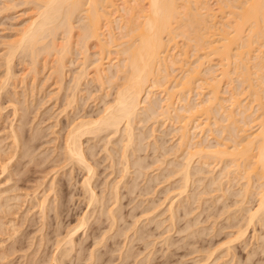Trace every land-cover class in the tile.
Instances as JSON below:
<instances>
[{
  "label": "bare ground",
  "instance_id": "obj_1",
  "mask_svg": "<svg viewBox=\"0 0 264 264\" xmlns=\"http://www.w3.org/2000/svg\"><path fill=\"white\" fill-rule=\"evenodd\" d=\"M31 1L37 7L36 14H35L36 16H34L27 23V25L23 27V29L20 31V33L15 36V39L12 38L13 40L10 39L11 41L9 40V42H7L8 41L7 40L6 41L7 43H4L7 45V46H5V49L8 48V51L5 50V51H7L5 57L2 58V60H4V58H5V60H4L5 61L4 62L5 67L4 68H5V72H6V75H5L6 77L3 74L5 79H4V77L3 78L0 77L1 80L7 79L9 81L12 78V76L14 75V74H12V70H14L13 71L14 73L16 72L15 69H12L13 67H11V65H12L11 62H13L12 61L13 56L14 55L17 56V54H16L17 52L19 54V57H21L20 59H22V57L24 58L25 56L28 57V59H29L27 62L28 66H26V67H29L33 71V73L36 72L34 75H36L38 73L37 69L39 68L38 66H37L38 68L36 67V63L39 60L40 55H43L42 58H45L44 61H46L48 63V66L50 67L49 76L52 78L51 80L54 81V82L53 81L52 82L54 84L55 83L58 84V86L56 87L59 89L58 92H57V89H54V92H55V90L57 92V93H55L56 96L59 94L61 89L64 88L65 91L68 90L64 94L65 97L62 98V99H64V101L61 100L62 104H63V106L61 105V107H62V109H61L62 111L60 110L61 113H63L64 110L67 113L66 110L69 107L70 110L73 108L74 112H77L76 115L83 111V110H80L81 112H79V109L76 111V109L78 108L77 106H80L78 103V100H77V98L79 97V96H77V91H79V90L82 91V89H80V87L84 83L83 81H85V79H87L89 74H91L89 76L91 79L90 78L89 79L97 83L96 86H98V88H96V90L102 89L101 91H103L104 88H108V87L113 88L112 92L108 89H107V91H106V89H104L105 91L103 93L98 90L100 92V94L102 93L104 95L100 96L101 97L100 100L102 102V105L100 108L98 107V110H96L97 111L96 113L94 112L95 113L94 115H92V112H91L93 109L91 111H89L90 114L86 111L88 114L82 113L80 115L78 114L77 116H75L74 115L75 113L73 112L74 114L70 115V116H73V118L71 120L69 118V121H66L67 119L65 120L66 123L67 122L68 123L65 126L66 130H65L64 134H62L61 135L62 137L60 138V139H62V140H60V141H62V143H61V145H59L61 151L60 152L58 151V156L61 155L60 159L62 162H60L61 164L59 163L60 164L59 167L65 168V166H66L65 169H67V167H70V169H68V173H70V176L73 174L72 171L74 169L76 171V168H77V172L79 171L78 168L79 169L81 168L80 171L82 169L85 170L84 174H86V173L87 174L84 175V178L82 176L81 182H78V183L82 184V187H83L82 190L85 191L86 197H88L86 201H88V204H90V207H91V203L94 206L97 204V203L95 204V202H97V201L100 202L101 200H99L98 192L96 191V193H97L96 194L94 191L95 187L93 189L94 185H92V182L94 180H91L93 178L92 176L94 175L93 173H95V171L97 170V169L96 170L94 169L96 164L94 167L92 164L93 161L95 162V158H94V160H92V162H91V159H92V157H95L94 156V154H95L94 153V149H95L94 146H96L97 144L96 145H94V144L97 143L96 141L98 138L96 139L94 144L92 142L88 143V142H90L89 139H91L92 137L96 138L98 136L100 139V135L102 132L105 133L104 135H107L106 133H109V135H112L114 137V136H116V133L120 131L122 136L120 134L121 137L119 139L118 138L119 136L117 133V136H118L117 138L119 140L116 138L117 142H114L117 144L121 143V144H118L119 145L118 146L119 147L118 152H119V157L121 159V161L119 163L122 164V162H123L124 166H122L123 168L119 169V173L121 170V172L123 174H119V175L126 174L128 172L129 167L133 166V165L135 166V169H136L135 170L133 168V171L135 170L134 174H135V172L138 171L139 173H137V174H139V175L143 174L144 175V173H142L144 171V168L148 165L150 167V164L148 163V165H147L148 161L146 162V164H144V162L142 160L144 156L141 159V157H140L141 155L139 156V153H138V155L136 154L135 157L133 154L136 153L135 149L138 152L141 150L140 149L141 148V145H140L141 141H139V140H141L142 138L143 139L146 138L145 137L146 135H144L145 138L142 137L143 134H145L146 132H143V128H142V131L140 130L141 131V133H140L139 129L137 128L139 133L137 132V130H136V132L138 134L135 133L134 132V129L136 128L135 123L139 122L138 124L140 125V123L143 120L144 121H146L148 119L151 120V118L156 120V119H158V117H161V119L163 121L165 120L164 123L167 122L166 119L172 120L175 122L176 121L180 122V124L178 126L179 132L177 130V132L179 134L177 136H179L178 139L180 141L178 143H179L180 147L181 146L183 147V145H185L184 146L185 148L187 147L186 148L187 150L185 149V152L184 151L182 152V150L179 151V152H181V154L184 153V155L182 154L181 157L179 155V157L181 158L180 161L178 158H177L178 160H175L176 164L173 163L175 168L173 169L172 168L173 166H171L172 170L169 169V170H171V172H173V170H174L175 172H177V174L180 175V178H178V179H181V183L179 182L180 186L177 185L178 191H176V192H178V194L179 193L181 194L182 191L184 192V190H186V188H188V182L193 175L195 176V174L199 173V172H201V175L203 174L201 165L205 164V165H208L207 167H209L210 165H212L210 163H213V162L215 163V161H216V163H218V161L222 162L225 159L224 160L225 163H224L223 167L221 166V169H220L218 175L216 176L217 178L214 176L212 177V175H211L212 172L209 171L210 172L209 175H211L210 177H212V178H209L210 181L211 182L217 181L218 187L220 190V188L223 187L222 184L224 182L223 180H221V178L224 176L225 180L228 182L233 177L232 174H235L234 176H238V178H242V179L245 178L244 183L241 182L242 186L240 188H243V193L245 192V194H249V192L251 191L252 181H253V180L252 181L250 180V178H252L250 173H252L253 175L255 174L257 176V179L259 180L258 185H256L257 186L256 188H258V190H256V195H257L256 206H254V207L251 206L252 208H248L246 210L245 214L242 213L243 214L242 216H244L247 219V220L245 219L246 224H249L252 221H255V219H257V220L260 218L262 219V216H264V50H263L264 48L261 46L264 45V0H220V1L217 0L221 3L217 4L219 2L215 1V3L218 5V9L216 7V10L213 7H212L213 9L211 8L212 5L210 6L209 0H31ZM224 8L226 9V11L223 10ZM217 10L218 11L223 10L221 16H219V17L216 14L218 12ZM221 11L219 13H221ZM177 39H180L179 41L182 40L181 43L179 42L180 44H178ZM256 41L258 42V44H261L260 47L258 46V50H257V48H255V47H257L256 46L257 44L255 45ZM252 45H255L254 48L257 51H255V49L252 48L253 47ZM190 47L193 50H195V52H197L196 50H198V52L199 51L201 52V53L197 52L198 53L197 54L195 52H192V50H191L190 56L196 57L195 59L193 57V59H194L193 61H190L192 58L191 57L188 58V55H187L189 53L188 49ZM90 48H96V50L94 49V51L91 50L94 53L93 57H95V59L94 58L91 59V56L93 53L90 52V50H89ZM260 48L263 50V53L261 52L262 50ZM189 51H190V49H189ZM20 53L22 56H20ZM193 53L195 55H193ZM73 54H76L77 56L73 55ZM110 54L111 55L113 54V55L111 56ZM0 57H1V55H0ZM16 58L17 57H15V59ZM17 59H19V58H17ZM70 60H73V61H70ZM214 60H215V62H214ZM26 61H27V59L25 61L23 60V62H26ZM87 61L92 62L94 64L91 63V65L89 64V66H88ZM72 62H74V63H72ZM104 62L106 64H104ZM47 63H44V64H47ZM68 63L72 64L73 66L77 65V67H76L77 69L73 68V66L70 67L71 65L69 66ZM1 65H4V64H1ZM92 66H93V73H90V72H88L89 71L88 68L90 69V68H92ZM67 67H68V69H67ZM69 68H72L71 69L72 75L69 74L70 73L68 71ZM31 70H30V72H32ZM231 73H234V74H231ZM26 74H28V72ZM66 74H68V77H69V75L71 76V77H69L71 80L70 82H69V79H65L67 77ZM16 75H18V74H16ZM16 75H14V77ZM230 75L231 76L235 75V76L232 78ZM23 78H24V76H23ZM46 78H48V77H46ZM223 78L227 79L225 81V84H224L226 86H223V88L225 87V89H227L226 91H230V89L232 90L229 92V96L227 95V98L223 97L221 95V93L223 91L221 89L222 88L221 82H223ZM117 79H119L120 81L118 82ZM233 79L235 81L237 80L238 85H240V86H238L240 91H237L238 89H236L237 84L234 85V86H236V88H233L239 94H237L232 89L231 82ZM65 80H68L67 85L65 84V82H66ZM92 81H90V82H92ZM68 83H70V84H68ZM233 83H234V81H233ZM87 84H89V83H87ZM95 84H94V86H95ZM229 84L231 86L230 89H229ZM0 85H1V83H0ZM2 86H3V84H2ZM4 88H5V86H4ZM8 90H10V89H8ZM63 90H61V91H63ZM246 90H247L248 96L252 95L254 100L256 99L255 100L256 105L254 104L255 106H253V103H252L253 99L251 100L252 105H250L251 103L248 105L249 101H248V103H247V101L245 103L244 102L245 100H243L244 97L242 99H239L242 96V93H243L242 91L246 92ZM2 91H5V90H2ZM108 91H110V92H108ZM6 92L7 91H5V93ZM248 92L250 93V95ZM52 94H54V93H52ZM50 95H51V92H50ZM80 95H82V94H80ZM223 95H225V94H223ZM237 95H241V96L237 97ZM85 96L83 98L87 99L89 95H87V97H85ZM109 96H111V97L109 98ZM194 96H195V98H194ZM52 97L56 98L55 96H52ZM50 98H51V96H50ZM13 100H14V97H13ZM83 100H85V99H83ZM100 100H99V102H100ZM223 100H229V102H228L229 106L224 105ZM249 100H250V97H249ZM79 101H80V99H79ZM16 102H19V101L17 100ZM77 103H78V105H77ZM100 103H99V105H100ZM95 104H96V102H95ZM23 106H24V104H23ZM226 106H228V107H226ZM25 107H23V108H25ZM82 108H84V107H82ZM60 111L58 113H60ZM26 112H29V111L27 110ZM218 112L220 113L219 117H221L220 122H222L223 120L225 121L224 124H222L223 122L221 124H219L220 122H218V124L220 126V128L217 127V128H219L218 130H220V132H223V133L225 132L224 131L225 128L229 129L230 132L232 131L231 134H230V132L228 134V136H230L231 140L234 142L232 145L230 144L231 145L230 149H228L230 147V145H227L226 140H225L226 136H223L225 138L221 137V140H224V141H221L220 139H217V137L216 138L214 137L216 139L215 143H209V142L204 143V141H208L209 137L211 138V136H209L211 133L210 130L212 129L210 118L212 116H215V118H216L217 114H214V113H218ZM66 113H65V115H66ZM199 117H201V119ZM25 118H27V117H25ZM215 118H213L214 121H213L212 125L215 124V126H217L218 125L217 124L218 118L217 119H215ZM153 121L151 120V122H153ZM26 122H27V120H26ZM156 122H157V120H156ZM156 122L154 121L153 123H156ZM159 122H161V124H162V121H158V123ZM175 122H173L174 125H175ZM178 122H176V124ZM17 124H19V123H17ZM143 124H144V122H143ZM208 124L210 126H208ZM139 125H138V127H139ZM154 126H155V124H154ZM254 126H255V128H254ZM24 127H26V126L24 125ZM142 127H144V126H142ZM147 127H148V125H147ZM152 127H153V125H152ZM213 128L215 129V127H213ZM251 128H253L254 130H252ZM171 129H173V128H171ZM196 129H198V132L200 131L202 133L201 135H204V137H201L199 134L200 132H199L197 135L198 137H196L197 138L196 139L194 137V135H196V133H197ZM205 129L208 130V132H206ZM21 130H22V125L20 126V131H19V129L18 130H15L14 128L12 129V133H13L15 143L16 142L20 143V141H21V140H19L20 139L19 137H21V135H23V133H22L23 131H21ZM146 130H147V132H149L148 128H146ZM152 130H151V132H152ZM36 131L34 129L35 133H36ZM40 131L41 130H39V132ZM153 131H155V130H153ZM142 132H143V134H142ZM223 133L221 134V136L224 135ZM41 134L43 135L44 133L42 132ZM139 134H141V135H139ZM37 135H38V133H37ZM37 135H35V136H37ZM102 135H101V138H102ZM138 135L140 137H138ZM149 135H150V133H149ZM149 135H147V137ZM35 136H33V137H35ZM238 136H239V139L235 138ZM59 137H60V135H59ZM104 137L107 138L108 136L107 137L104 136ZM156 137L157 136L155 134L154 138H156ZM105 138L103 139L105 142L106 141L108 142V139H110V138H108L105 140ZM3 139H4L3 137H0V142H2ZM26 139H27V136H26ZM113 139H115V138H113ZM113 139H111V140H113ZM159 139H162V136ZM155 140H158V139H155ZM165 141H163V142H165ZM107 142L104 144L108 145ZM110 142H112V141H110ZM23 143L27 145L28 142H27V140H23ZM229 143L230 142H228V144ZM1 144L2 143H0V146H1ZM144 144H147V143H144ZM148 144H150V143L148 142ZM181 144H183V145H181ZM106 145H105V147H106ZM147 145H145V146H147ZM152 145H154V144H152ZM155 145H156V142H155ZM157 145H159V144H157ZM163 145H162V147H163ZM14 146L17 147L16 144ZM33 146L34 145H32V147ZM115 146H117V145H115ZM28 147L29 146L27 145V147L24 148V151L19 148L21 151H23V153H21V154H23L22 156L27 155L26 151L31 153L29 151L30 149L33 152V148L30 146L28 149ZM137 147H140V148H137ZM153 147H152V149H153ZM155 147H157V146H155ZM158 147H160V146H158ZM162 147L160 149H163ZM157 148H155V149L157 150ZM169 148L167 149L169 151L168 154L173 153L171 151V149L169 150ZM164 149L166 151L165 146H164ZM0 150H2V149H0ZM113 150H115V149H113ZM156 150H155V152H156ZM160 151H164V150H160ZM160 151H158V152H160ZM6 152L7 151L5 150V155L7 154ZM18 152H20V151H18ZM97 152H98V150H96V153ZM108 152H109V150H108ZM116 152H115V154H118V152L117 153ZM176 152H177V150H176ZM176 152H174V153H176ZM129 153H130V156H129ZM9 154L12 157L14 156L12 154V152H10V151H9ZM108 154H109V156H110V154H111V156L113 155V159H115L114 158V155H115L114 152H113V154H112V152L108 153ZM131 154H132V157H131ZM165 154L166 153H164L163 155H165ZM158 155H160V154H158ZM163 155H162V157H163ZM156 156H154V157H156ZM174 156H178V155H174ZM34 157H36V156H34ZM130 157H131V160H130ZM148 157H151V156H148ZM159 157H161V155ZM195 157L197 158V162H199L200 164L202 163L201 165L199 163H198L199 164L198 166L192 165L193 163L194 164L196 163L194 161ZM22 158H24V157H22ZM145 158H146V154H145ZM60 159L58 158V160H60ZM155 159L152 158L151 161H149L151 163V167L154 166L157 162L159 164V160L161 158L156 159L157 162L154 164L153 161H156ZM173 159H174V157H173ZM9 160H10V158L7 159V161H9ZM31 160H32V158H31ZM31 160L28 162L31 163ZM145 160H147V159H145ZM170 161H172V160H170ZM170 161H169V163H170ZM176 161H178V162H176ZM36 162L37 161H35L34 163H36ZM161 162H163V161H161ZM161 162H160V164H161ZM24 163L27 164L26 162H24ZM40 163H41V161H40ZM5 164H6V162H5ZM152 164H154V165H152ZM170 164H172V162ZM7 165H8V163H7ZM7 165H4L3 167L5 168ZM67 165H69V166H67ZM25 166H24L25 169L29 168V166H28V168H27V165H25ZM167 166L164 165V168ZM169 167H170V165H169ZM17 168H18V166H17ZM142 168H143V171H142ZM210 168L212 169L211 166H210ZM25 169H22V171H25ZM211 169H209V170H211ZM248 169H252V171H250ZM14 170H15V172H17L16 170H18V169H14ZM242 170H244V171H242ZM22 171L20 170L19 173H22ZM63 171L65 172L66 170L63 169ZM162 171H164V169ZM240 171H242L244 173L241 175ZM248 171H249V173H247ZM10 172H12V171H10ZM13 172H12V174H15V172L14 173ZM129 173H131V172H129ZM167 173H170V172H167ZM206 174H208V173L206 172ZM10 175H11V173H10ZM16 175H17V173H16ZM18 175L20 176V174H18ZM171 175H170V178L172 177ZM124 176H126V175H124ZM133 177H135V176H133ZM167 177H168V174H167ZM199 177H201V176H199ZM8 178L12 179L10 177H8ZM126 178H129V177H126ZM198 178L196 177L194 179H196L198 181ZM218 178H219V180H218ZM15 179H16V177H15ZM72 179L70 178V180H72ZM124 179L122 181L125 182ZM161 179H163V178L161 177ZM115 180L117 181V183H115ZM130 180H129V182L131 183L133 180L132 181H130ZM136 180L137 179L135 178V181H133V182H136ZM201 180L202 179H199V181H201ZM6 181L8 182V180H6ZM11 181H13V180H11ZM75 181H76V179H75ZM78 181H80V180H78ZM113 181L115 183L113 185L114 190L112 191L108 187V189L110 190V191L109 190L108 191L111 194L109 193L110 195H108L107 199L110 196L111 202L110 201H109L110 203L107 202V205H109V206H107L108 207L107 210H106V208H104L106 216L100 212L98 214H101L102 216H104V218L107 217L105 219H109L110 225L111 226L113 225V227H115L114 223L120 217L119 213L121 212V209H122L120 207L121 201L119 202V200L121 199V197H120L121 191L119 190V183H121V182L118 183V181H120L119 178H118V180L113 179ZM210 181H208V182H210ZM129 182H127V183H129ZM194 182H196V181H194ZM137 183L136 184L134 183L132 185L136 186ZM197 183H199V182H197ZM8 185H10V183ZM58 185L59 184H57V186ZM108 185H110V183ZM127 185H130V184H126V186ZM168 185H167V187H168ZM175 185H176V183H175ZM175 185H171V186L174 187ZM13 186L14 185L12 184L11 187L14 189ZM68 186H69V184H68ZM135 186H133L132 188L134 189ZM233 186H235V185H233ZM169 187H168V190H170L172 188V187L171 188H169ZM178 187H180L181 189L179 190ZM203 187H205V185ZM128 188H130V187H128ZM136 188H138V187L136 186ZM13 189H11V190H13ZM227 189H224V190H227ZM54 190H56V189H54ZM103 190L101 192H103ZM144 190L146 191L147 189H144ZM144 190H143V192H141V191H139V192L145 193ZM150 190H151V188H150ZM3 191H5V190H3ZM6 191H8V190H6ZM133 191L131 192V189H130V193L136 194L138 192L137 191L135 193V190H133ZM127 192H128V190H127ZM87 193H88V195H87ZM141 193H139V194H141ZM148 193L149 192H147L146 194L148 195ZM243 193H241V194H243ZM3 194H5V192H3ZM6 194H7V192H6ZM6 194H5V196H6ZM46 194H48V193H46ZM56 194H53V195H55V197H57ZM71 194H72V192L69 194L70 197H68V199L72 197ZM121 194H123V193H121ZM178 194H176V195H178ZM239 194H240V191H239ZM13 195H11V196L9 195V196L12 197L13 200L14 199L16 200L19 194L16 195V198L13 197ZM81 195H82V193H81ZM123 195L125 196V194H123ZM84 196H85V194H84ZM102 196L103 195L101 194L100 199H102V201H104ZM124 196H122V197H124ZM166 197H168V196H166ZM57 198H58L57 200H59V197H57ZM141 198H143V197H141ZM192 198H193V196H192ZM9 199H8V201H9ZM176 199H178V198H176ZM130 200H131V198H130ZM5 201H4V203H5ZM8 201H6L5 204H7ZM12 201H11V203H12ZM39 201H40L39 205L42 209V215H44L43 212L45 211V208L48 209V206H47L48 203L52 202V205L54 203H55V205H57L56 199H55V202L54 201L47 202V196L46 195L42 198V200L40 199ZM90 201H91V203H89ZM144 201H142V203ZM242 201H243V198H242L241 202ZM138 202H140L139 199H138ZM160 202H162V201H160ZM4 203H3V205H4ZM11 203H9L10 206L12 205ZM153 203H154V201H153ZM173 203H175V202H173ZM173 203L170 202L171 205ZM181 203H183V202H181ZM181 203H180V205H181ZM9 204L5 206L6 208L9 207L8 209H10L12 207V206L10 207ZM13 204L15 205V202ZM58 204H60V203H58ZM62 204H61V207H62ZM104 204H105V201H104ZM104 204L102 203L103 207H104ZM110 204H112V205L110 206ZM122 204H123V201H122ZM135 204L133 207L131 205V207H130L131 210L132 209L134 210V208L136 206ZM155 204L158 205V203H154V205ZM170 204L168 203V205H170ZM239 204H241V203H239ZM55 205H53L54 211H56ZM152 205L149 208L153 209L154 205L153 206ZM171 205L168 207L167 210L168 211L170 210L169 211L171 213L170 219H171V221H173L174 219H173L172 215H174V211L177 210V208L172 205L173 207L176 208V209H174ZM50 206H49V210L52 208V207L50 208ZM13 207H12V209H14ZM100 207H101V205H100ZM124 207H127V206H124ZM138 207H139V205H138ZM141 207H142V205H141ZM17 208H19V205L17 206ZM57 208H60V207H57ZM92 208H94V207H92ZM92 208H90V209H92ZM95 208H94V211H95ZM119 208H121V209H119ZM242 208H244V207H242ZM90 209L88 212H92V211H90ZM99 209H100L99 211L103 212V210H102L103 208L102 209L99 208ZM146 209L144 211H146ZM152 209L150 211H152ZM66 210H68V209H66ZM127 210H128V208H127ZM189 210H190V208H189ZM62 211H65V210L62 209ZM96 212H98V211H96ZM139 212H140V210H139ZM148 212H149V210H148ZM13 213H15V212H13ZM58 213H56V214H58ZM144 213L141 212L140 214L138 213V215L142 216L141 214H144ZM149 213H151V212H149ZM149 213H145V214L148 216ZM183 213H185V212H183ZM6 214H7V212H6ZM53 214L54 213H52V215ZM86 214L87 213L81 214L78 217L79 220H78V218L76 219L78 222L76 221L77 223L75 222L76 223V224L74 223L75 225L72 223L73 226L71 225L72 226L71 228L67 227L69 229L66 231L65 234H63L62 237H57V240L55 241V242H57V243H55V246H56L55 250L57 249L58 252H56V254H55L54 253L55 251H53L54 254L51 252L52 255L50 256V254H49V256H48V257H50V258H48V260H50V262L53 261L52 264H64L62 262L64 261V257L66 255H69V256H66L67 258L68 257H69V259L72 258L71 257L72 251H70V250L72 248H74L73 242L76 243V241L73 239L74 238L73 235H74V232H77V229H80V227H82L84 225V223H86L85 222V219L87 218ZM92 214H94V212H92ZM128 214H129L128 215V217H129L130 213H128ZM5 215L3 217H6ZM8 215H10L9 212H8ZM54 215H53V218H54ZM58 215H56V216H58ZM89 215H90V213H89ZM101 215H98V217ZM122 215H123V213H122ZM45 217H47V215ZM60 217H62V216H60ZM93 217H94V215L92 216V218ZM98 217H97V221H98V219L99 220L102 219L101 221H103V218H98ZM136 217H138V216L136 215ZM150 217H152V216L150 215ZM244 217H242V218L244 219ZM88 218L90 220L91 216ZM95 218H96V216H95ZM95 218H94V220H96ZM134 218H135V216H134ZM45 219L46 218H44V220ZM135 219H137V218H135ZM10 220H11V218L9 219V221ZM134 220H132V221L134 222ZM148 220H149V218H148ZM61 221H62V219H61ZM86 221H88V219H86ZM10 222H12V220ZM13 222H14V219H13ZM47 222H48V220H47ZM98 222H100V221H98ZM133 222H132V224H133ZM242 222H243L242 224H244V221H242ZM51 223H52V221H51ZM6 224L8 225V223H6ZM10 224L11 223H9V225ZM132 224L130 223V225H132ZM242 224H240V226ZM252 224H254V223H252ZM7 225H5L6 229L8 227ZM172 225H173V223H172ZM61 226H64V225L61 224ZM92 226H93V224H92ZM111 226H108V227L111 229V228H113ZM191 226H192V224H191ZM245 226L246 225H244V228H246ZM136 227H138V226H136ZM11 228H15V227H12V224H11ZM59 228H60V225H59ZM105 228H107V227H105ZM15 229H14V231L16 232ZM104 229H103V231H104ZM54 230H56V229H54ZM99 230H100V228H99ZM8 231H9V229H8ZM238 231H239V234L237 233L238 237H239V235L241 237L242 234L244 235V233H245L243 230H242L243 233L239 229H238ZM240 231L242 234L240 233ZM3 232H5V231H3ZM7 232H6V234H8ZM93 232H94V230H93ZM102 232L100 234H102ZM12 233H13V231H12ZM12 233L10 231L9 234H12ZM16 235H18V234H16ZM87 235L88 234H86V236ZM102 235H100V236H102ZM114 235L115 234H113V237H114ZM92 236H94V235H92ZM95 236H97L98 239L100 240L101 237H99V235L95 234ZM167 237L168 236H166V239H167ZM16 239H17V237H16ZM18 239L20 240L21 238L18 237ZM102 239H101V242H102ZM105 239H106V237H105ZM12 240H14V239H12ZM99 240L96 241V243L97 242L99 243L100 242ZM18 242H20V241H18ZM26 242H24V243L26 244ZM122 242H123V240H122ZM77 243H78V241H77ZM123 244H121V245H123ZM22 245H23V243H22ZM5 246H3L4 249L3 248L0 249V260L6 258L7 255L9 254V252L7 250H5ZM19 246H17L18 250L20 248ZM57 246L59 249L57 248ZM74 246H75V244H74ZM76 246H78V244ZM117 246H119V245H117ZM15 247H16V245L13 248L11 247L12 248L11 250H13L12 253H14ZM93 247H94V245H93ZM120 247L121 246H119L117 248H120ZM145 247H146V249L148 248L147 246H145ZM232 248H233V246L231 247V249ZM77 249H80V248H77ZM107 249H109V248H107ZM97 250H98V247L96 249V253H97ZM111 250H113V249L111 248ZM226 250H227V248H226ZM226 250H224V251H226ZM228 250H229V248H228ZM119 251H120V249H119ZM93 252H94V254H96L95 251H93ZM21 253H23V252H21ZM135 253H137V252H135ZM109 254H112V253H109ZM93 255L91 254V256H93ZM148 255H150V254L148 253ZM99 256H101V254H99ZM122 256H125V254ZM9 257L11 258L13 256H9ZM9 257L6 258V261L12 262ZM66 257H65V260L67 259ZM109 257H111V256H109ZM133 257H131V258H133ZM135 257L137 258V256H135ZM95 258H97V255H95ZM99 259H100V257H99ZM107 259H109L108 256H107ZM125 259H127V258L125 257ZM45 260L48 261L47 259H45ZM91 260H93V259H91ZM10 262H7V263L9 264ZM69 262H68V264H69ZM203 262L204 261H202V260L201 261L198 260V261H194L193 264H204ZM14 263H15V261H14ZM65 263H66V261H65ZM12 264H13V262H12ZM26 264H27V261H26ZM48 264H49V262H48ZM71 264H75V262H73V263L71 262ZM92 264H93V262H92Z\"/></svg>",
  "mask_w": 264,
  "mask_h": 264
},
{
  "label": "rangeland",
  "instance_id": "obj_2",
  "mask_svg": "<svg viewBox=\"0 0 264 264\" xmlns=\"http://www.w3.org/2000/svg\"><path fill=\"white\" fill-rule=\"evenodd\" d=\"M215 1H217V0H209L210 6L212 5L211 8L213 7L216 10V7L218 9V5L217 4H220L221 2H219L220 1L219 0V1H217L219 3L216 4ZM36 10H37V7H36V5L31 0H0V55H1V57H0L1 58L0 59V77L1 78H3L6 75L5 68H4L5 67V63H4L5 62L4 61L5 58H4V60H2V58L5 57V55H6L7 51H8V48L5 49V46H7V45L4 44V43L9 42V40L12 39V38L15 39V36L20 33V31L23 29V27L26 26L27 23L34 16H36L35 15L36 14ZM223 10L226 11L225 8ZM220 11L221 10H219L216 13L218 15V17L221 16V14H222V11H221V13H219ZM177 40H178V44H180L181 41H182V40L179 41L180 39H177ZM255 45L257 47H255ZM255 45H252L253 46L252 48L255 47V48H257V50H258V46L259 47L261 46V44H258L257 41H256ZM261 47L264 48V45L261 46ZM94 49L96 50V48H90L89 50H90L91 53H93L92 51H94ZM189 49H190V51H189ZM189 49H188V52L189 53L187 52L188 53L187 55H188V58H190V57L192 58L190 61H193L196 57L190 56V53H191V50H192V52H195V50H193L191 47ZM5 50H7V51H5ZM257 50L255 49V51H257ZM263 50L261 51L262 53H263ZM196 51L198 52V50H196ZM197 52H195V53H197ZM198 53H201V52L199 51ZM16 54H17V56L16 55L13 56V59H12L13 62H11L12 63L11 67H13L12 69H15V71H16L15 73L18 74V75H16L13 72L14 70H12V74L16 75L15 76L16 78L14 77V75L12 76V78L14 77L15 79L14 78L13 79L11 78L8 81L7 79L4 80L6 76L2 80L0 78V83H1V85H0V88H1L0 89V137H3L4 138L3 141L0 142V143H2L1 146H0V149H2V150H0V153H1L0 154V163H1L0 164V166H1L0 167V194H1L0 195V199H1L0 200V205H1L0 206V237H1L0 238V243H1L0 244V249L3 248V246L6 245L5 246V250H7L9 252V254L7 255V257L13 256L11 258L9 257L10 260L13 262V264H26V261H27V264H46V263L48 264V262H49V264H52L53 261L50 262V260H48V258H50V257H48V256H49V254L51 256L52 253H53V251H55L54 252L55 254H56V252H58L57 249H56L57 251L55 250V248H56L55 243H57L55 241L57 240V237H62L63 234H65L66 231L69 229L67 227H70L71 228L73 226L72 223L74 224L77 221L76 219L81 214H83V213H87L86 214V216H87L86 219H88V221H86V219H85V222L86 223L83 222L84 225L83 226L81 225L82 227H80V229H77V232H74V235H73L74 238L73 239L76 241V243L73 242L75 244V246L73 244V247L74 248H72L70 250V251H72L71 252V257L72 258L69 259V257L68 258L66 257V256H69V255H66L65 257L67 259L65 260V257H64V261L62 262L64 264H68L69 261H70L69 264H71V262L72 263L75 262V264H92V262H93V264L95 262H96L95 264H193L194 261H198V260L199 261H201V260L204 261L203 262L204 264H264V219H263L264 216H262V219L261 218L258 219V220L255 219V221H252L249 224H246L245 223L246 222L245 221L246 218L244 216H242L243 215L242 213L245 214L246 213V210L248 208H252V207L256 206V200H257L256 190H258V188H256L257 187L256 185H258V183H259V180L257 179V176L255 174L253 175L252 173H250V175H251L252 178H250V177L249 178H250L251 181L252 180L253 181H252L251 191L249 192V194H245V192L243 193V188H240L242 186V183H244V181H245L244 179L245 178H243V179L242 178H238V176H234L235 174H232L233 177L228 182L225 180V178L223 176L221 178V180L224 181V182L222 181L223 182V184H222L223 187L220 188V190H219L218 182L216 180H215L216 182H211L209 178H212L213 176L216 177L218 175V173H219V171L221 169V166L223 167V165L225 163V161H224L225 159L222 162H219L218 161V163H216V161H215V163L214 162L213 163H210V164H212V165H210L212 167V169L214 168L212 170L210 168V166L207 167L208 165H205V164L204 165H201L202 163L200 164L199 162H197V158L195 157L194 161L196 163L195 164L193 163L192 165H197L198 166L200 164L202 166V173L203 174L201 175V172L196 173L195 176L192 174L193 176L190 178V180L188 182V188H186V190H184V192L182 191L183 193L182 192H181V194L179 193L180 194L179 195L178 192H176V191H178L177 185L180 186L179 182L181 183V179H178V178H180V175L177 174V172H175L174 170H173L174 173L171 172V170H172L171 169V166H173L172 167L173 169L175 168V166L173 164V163H175V160H178L179 159V161H180L181 160L180 157L182 156V154L184 155V153L181 154V152H179V151L182 150V152L183 151L185 152V149L187 147L185 148L184 147L185 145H183V144H181V145H183V147L182 146L181 147L179 146V143L178 142H180V141L178 139L179 136H177V135H179L178 134V132H179L178 126H179L180 122H178V121H176V122H178L176 124L175 121L166 119L167 122L164 123L165 120L163 121L161 119V117H158V119H156L157 122H156V120H154L153 118H151V120L152 121L154 120L156 123H153L154 121L151 122L150 119H148L149 121L146 120L147 122L143 120L140 123V125L138 124L139 122L135 123V126H136V128L134 129V132L135 133H137V132L139 133L140 130L142 131V128H143V132H146L145 134H143V132H142V134H143L142 137H144V135H146L145 136L146 138L144 137L145 139L142 138L141 140H139V141H141L140 142L141 143L140 144L141 145V148L140 147H137V148H140L141 150L142 149L143 150L142 151L140 150L141 152L140 151L138 152L135 149L136 153L135 154L132 153L134 155V157H135L136 154L138 155V153H139V156L141 155L140 156L141 159L144 156L143 159H142L143 162H144V164H146L147 161H148L147 162V165H148V163L150 164V167H149V165L146 166L144 168V171H143V168H142V171H143L142 173H144V175L143 174H141V175L137 174V173H139L138 171L135 172V174H134V171L136 170L134 165L129 167L128 172L126 174H124L126 176L119 175V174H123L121 172V170H120V173H119V169L123 168L122 166H124L123 162H122V164L119 163L121 161V159L119 157V152H118L119 151V149H118L119 148L118 147L119 145L118 144H121V143H118L117 144V143H114V142H117V139L118 138L120 139V137L122 136V134L120 133V131L117 132L119 137L117 136V133H116V136L113 137L112 135H109V133H106L107 135H104L105 133L102 132L101 135L103 134L104 136H106V137L108 136V137L105 138L102 135V138H101V135L99 134L100 135V139H99V136L96 137V138L95 137L94 138L92 137L91 139H89L90 142H88V143H91L92 142L94 144V142L98 138L97 141H96L97 143L94 144V145L97 144L96 146H94V148H95L94 149V153L96 155L94 154L95 157H92V159H91V162H92V160H94V158H95V162L96 163L93 161L92 164H93V167L96 164V166L94 167V169L95 170L97 169V170L95 171V173H93L94 175L92 176L93 178L91 180H94L93 182L95 184L92 182V185H94L93 186V189L95 187V190L94 191H95V193H96V191L98 192L99 200H101L100 201L101 203L98 202V201L95 202V204L96 203L97 204L94 205V206H93V204L90 201L89 202V203H91V207H90V204H88V201H86L88 197H86L85 191L82 190L83 189L82 184L81 183H78V182H81L82 176L84 178V175L87 174V173L84 174L85 173V170L82 169L80 171L81 168L80 169L78 168L79 171L77 172V168H76V171L74 169L72 171L73 174L71 173L72 175L70 176V173H68V169H70V167H67V169H65L66 166H65V168L62 167L64 170H66L65 172L63 171V169L61 167H59V165L61 164L60 162H62L61 159H60L61 158V155H60L61 153L59 154L60 156H58V151L59 152L61 151L59 145H61V143H62V141H60L62 139H60V138L62 137L61 135L64 134V132L66 130L65 126L68 123V122L66 123V121H69V118H70V120L73 118V116H70V115H72V114L75 113L74 115L77 116L78 114L79 115L82 114V113L83 114L84 113L86 114L87 112L90 114L89 111H91L92 109L93 110L91 112H92V115H94L97 112L96 110H98V107L100 108L101 105H102V102L100 100L101 99L100 96L101 95H104V94H102L105 91L104 89H106V91L108 89V90H110L112 92V89L113 88H109V87L108 88H104L103 91H101L102 89L101 90H99V89L96 90V88H98V86H96L97 83L94 82V81H92V80H90L91 78L89 76L91 74H89L88 77H87V79H85V81H83L84 83L81 85L82 88L80 87V89H82V91H80V90H79L80 92L77 91V96H79L78 98L80 99V101H79L78 98H77V100H78V103H79V105L81 107L80 106H77L78 108L76 107L77 108L76 111L78 109H79V112H81L80 110H83V111L81 113H78L76 115L77 112H74V109L73 108L70 110V108L68 107L67 110H66L67 113L65 112V110L63 111V113H61V111H62L61 110L62 109L61 105L63 106L61 100L64 101V99H62V98L65 97L64 94L68 90L65 91V89L63 88L64 90L63 89H61L63 91L60 90V92L58 94L59 96L58 95L56 96L55 93H57L58 90H59L58 88H56L58 86V84L57 83L54 84L53 83L54 81L51 80L52 78L49 76L50 67L48 66V63L46 61H44L45 58H42L43 55H40L39 60L36 63V67L37 66L39 67V68L37 67L38 68L37 69L38 70L37 71L38 73L36 74L37 75L36 76V75H34L36 72L33 73V71L29 67H26V66H28V63H27L28 60H29L28 57L25 56L24 57L25 59L22 57V59L24 61L27 59L26 62H23V60L20 59L21 57H19L18 52ZM73 55H76V54H73ZM93 55H94V53L92 54L91 59H93V58L95 59V57H93ZM193 55H195V54L193 53ZM20 56H22L21 53H20ZM15 57H17L19 59H17V58L15 59ZM193 57H194V59H193ZM70 61H73V60H70ZM214 62H215V60H214ZM44 63H47V64H44ZM72 63H74V62H72ZM91 63L92 62H88L87 65L88 66H89V64L91 65ZM1 64H4V65H1ZM92 64H94V63H92ZM104 64H106V63L104 62ZM68 65L69 66L71 65L70 67L73 66L70 63H68ZM68 67H67V69H68ZM76 67H77V65L73 66V68H76ZM71 69L72 68H69V70H68L70 72L69 74L72 73V70ZM30 70L32 72H30ZM88 70H89L88 72L93 73V66L90 69L88 68ZM27 72H28V74H26ZM3 74H4V76H3ZM231 74H234V73H231ZM66 75H67V77L65 79H69V82H70L71 80H70L69 77H71V76L69 75V77H68V74H66ZM23 76H24V78H23ZM234 76L235 75H233L231 77L233 78ZM46 77H48V78H46ZM226 80L227 79H224L223 78V82H221V85H222V88L221 89L223 91L225 90L224 92L221 90L222 91L221 95L223 97H226L227 98V95L229 96V92L232 91L230 89V87L232 86V89H233V88H236V86H237V88H236V89H238L237 91H240L239 90V87H238L240 85H238L237 80L235 81L233 79L232 82H231L232 85L230 86V84H229L230 91H226L227 89H225V87L223 88V86H226V85H224ZM65 81H66L65 84L67 85V81L68 80H65ZM90 81H92V82H90ZM117 81L119 82L120 80L117 79ZM233 81H234V83H233ZM86 82L89 83V84H87ZM93 83L94 84L96 83L95 86H94ZM2 84H3V86H2ZM68 84H70V83H68ZM235 84H237V85L234 86ZM4 86H5V88H4ZM8 89H10V90H8ZM54 89H57V92H56V90L54 92ZM2 90H5L7 92L5 93V91H2ZM98 90L101 91L102 93L100 94V92ZM233 90L237 93V91L235 89H233ZM110 91H108V92H110ZM50 92H51V95H50ZM78 92L80 94H82V95H80ZM242 92L244 94L242 93V96L241 95H237V97L241 96L239 99H242L244 97L245 99L243 98V100H245L244 101L245 103H246V101H247V103L249 101L248 105L251 103V100L253 99L252 100V103H253V106H255L256 105L255 104L256 103V101H255L256 99L254 100V98H253L252 95L251 96H248L247 90H246V92L245 91H242ZM52 93H54L55 95L52 94ZM223 94H225V95H223ZM237 94H239V93H237ZM87 95H89L87 99L86 98H83L84 96L87 97ZM249 95H250V93H249ZM50 96H51V98H50ZM52 96H55L56 98H54ZM13 97H14V100H13ZM110 97L111 96H109V98ZM249 97H250V100H249ZM194 98H195V96H194ZM83 99H85V100H83ZM17 100L20 103L19 102H16ZM99 100H100L101 103L99 102ZM95 102H96V104H95ZM98 102L100 103V105H99ZM228 102H229V100H223V104L224 105H228L229 104ZM78 103H77V105H78ZM252 103L250 105H252ZM23 104H24V106H23ZM22 106L23 107L26 106V107L23 108ZM228 106H226V107H228ZM82 107H84V108H82ZM26 109L29 112H26L27 111ZM59 111H60V113H58ZM65 113H66V115H65ZM214 114H217L216 115V118H215V116H212L213 114L211 116L213 118H215V119H217L220 116L219 115L220 114L219 112L218 113H214ZM25 117H27V118H25ZM201 117H199V118L201 119ZM212 117L210 118L211 119L210 122H211V128L212 129L210 130L211 133L209 132L210 135L208 134L209 136H211V138L208 136L209 137L208 141H204V143H206V142L207 143L208 142L209 143H215V141H216L215 138L216 137H217V139H220L221 140V137L226 136V138L225 137H223V138H225L227 145H230V144L232 145L234 142L231 140L230 136H228L230 130L225 128V130H224L225 132L224 133L223 132H220V130H218L220 128L219 124H221L222 122H223L222 124H224L225 121L223 120L222 122H220L221 117H219L217 119L218 120L217 121V124H218V122H220V123L217 126H215V124L212 125L213 124V121H214V119ZM26 120H27V122H26ZM158 121H162V124H161V122L158 123ZM143 122H144L145 125L143 124ZM173 122H175V125L176 126L173 124ZM17 123H19V124H17ZM137 124L139 125V127H138ZM154 124H155V126H154ZM21 125H22V130L21 131H23L22 132L23 135H21V137H19L20 138L19 140H21L22 142L20 141V143L19 142L18 143L17 142L15 143L14 137H13V133H12V129L13 128L15 130H18L19 129V131H20V126ZM24 125L26 127H24ZM141 125L144 126V127H142ZM147 125H148V127H147ZM152 125H153V127H152ZM208 126H210V125L208 124ZM149 127L150 128L152 127V128L150 129ZM213 127H215V129ZM217 127H219V128H217ZM137 128L139 129V131L137 130ZM146 128H148V130L150 129L149 132H147ZM171 128H173V129H171ZM254 128H255V126H254ZM34 129H35V131L38 129L36 131V133L34 132ZM152 129L155 130V131H153ZM251 129L254 130L253 128H251ZM39 130H41L40 132L41 133L43 132L44 134L42 135L39 132ZM136 130H137V132H136ZM151 130H152V132H151ZM177 130H178V132H177ZM196 130H197V133H196V135H194L195 138L198 137L197 135L200 132V131L198 132V129H196ZM141 131H140V133H141ZM206 132H208V130H206ZM231 132H230V134H231ZM37 133H38V135H37ZM149 133H150V135H149ZM222 133L224 135L221 136ZM120 134H121V136H120ZM155 134H156V136L158 138L157 137L154 138L155 137ZM199 134H200L201 137H204V135H201L202 134L201 132ZM35 135H37V136H35ZM59 135H60V137H59ZM139 135H141V134H139ZM139 135H138V137H140ZM147 135H149L151 138L149 136L147 137ZM26 136H27V139H26ZM33 136H35V137H33ZM161 136H162V139H159ZM104 138H105V140L108 139V138H110V139H108V142L106 141L109 146L106 145V144H104V143H106L103 140ZM113 138H115V139H113ZM235 138L239 139V136L238 137H235ZM111 139H113L114 141L111 140ZM155 139H158V140H155ZM23 140H27V142H28L27 145L29 147L30 146L32 147V145H34L32 147L33 148V152L31 151V149L29 150L31 153H29L28 151H26L27 152V155L26 156H22L23 154H21V153H23L24 148L27 147V145L23 143ZM110 141H112V142H110ZM154 141L156 142V145H155V142ZM163 141H165L166 143L163 142ZM221 141H224V140H221ZM148 142L150 144H148ZM228 142H230V143L228 144ZM144 143H147L148 145L147 144H144ZM151 143L154 144V145H152ZM15 144L17 145V147L14 146ZM157 144H159V145H157ZM105 145H106V147H105ZM115 145H117V146H115ZM145 145H147V146H145ZM162 145H163V147H162ZM231 145H230V147L228 149L231 148ZM153 146L154 147L155 146H157V147L160 146V147H158V148L155 147V148H157V150H156ZM164 146H165L167 152L165 151ZM29 147H28V149H29ZM152 147H153V149H152ZM161 147L163 149H160ZM19 148L21 150H23V151H21ZM168 148H169V150L171 149V151L173 153L176 152V150H177V152L174 153V154L173 153L168 154V152H169L167 150ZM113 149H115V150H113ZM5 150L7 151L6 153L8 155L7 154L5 155ZM96 150H98L97 153H96ZM108 150H109V152H108ZM155 150H156V152H155ZM160 150H164V151H160ZM9 151L12 152V154L14 155L13 156L14 158L12 156H10ZM18 151H20V152H18ZM116 151L118 152V154H115ZM158 151H160V152H158ZM107 152L108 153H111L112 152V154L114 152V154L116 155V156L114 155V158L115 159H113V155L111 156V154H110V156H109V154ZM130 153H129V156H130ZM164 153H166V154L163 155ZM132 154H131V157H132ZM145 154H146V158H145ZM158 154H160L161 157H159L160 155H158ZM162 155H163V157H162ZM174 155H178V156H174ZM179 155H180V157H179ZM34 156H36V157H34ZM148 156H151V157H148ZM154 156H156V157H154ZM22 157H24L25 159L22 158ZM30 157L32 158V160H31ZM131 157H130V160H131ZM173 157H174V159H173ZM6 158L7 159L10 158V160L7 161ZM58 158L60 160H58ZM144 158L147 159V160H145ZM152 158L153 159H155V158L156 159H160L161 158L159 160V164H158V162H157L156 159H155L156 161H153L152 160L154 162V164L156 162L157 163L155 165L152 164L154 166L151 167V163L149 161H151ZM30 160H31V163L28 162ZM170 160H172V161H170ZM35 161H37V162L34 163ZM40 161H41V163H40ZM161 161H163L164 163L161 162ZM169 161H170V163L172 162V164H170ZM5 162H6V164H5ZM24 162H26V163L28 162V163L25 164ZM160 162H161V164H160ZM176 162H178V161H176ZM7 163H8V165H7ZM4 165H7V166L4 168L3 167ZM23 165L24 166L27 165V168H28V166H29V168L28 169H25ZM164 165L165 166L168 165L167 167H165L166 169L164 168ZM169 165H170V167H169ZM17 166H18V168H17ZM67 166H69V165H67ZM21 168L22 169H25V171H22ZM133 168L135 169L134 171H133ZM162 168L164 169V171H162L163 170ZM14 169H18V170H16L17 172H15ZM169 169H171V170H169ZM209 169H211V170H209ZM20 170L22 171V173H19ZM248 170L252 171V169H248ZM10 171H12V172L14 171L15 174H12V172H10ZM205 171L208 174H206ZM209 171L212 172V174H211L212 177H210L211 175H209L210 174ZM242 171H244V170H242ZM242 171H240L241 175L244 173ZM129 172H131V173H129ZM167 172H170V173H167ZM10 173H11V175H10ZM16 173H17V175H16ZM247 173H249V171ZM18 174H20L21 177ZM167 174H168V177H167ZM170 175L172 176L171 178H170ZM133 176H135V177H133ZM136 176L137 177L139 176V177L137 178ZM199 176H201V177H199ZM8 177H10L12 179H9ZM15 177H16V179H15ZM117 177L120 179V181H118V183L121 182V183H119V190L121 191V193L125 194V196L120 193V197H121L122 200L120 199L119 202L121 201V204H122V201H123V204L122 205L120 204V207L122 209L119 208V209H121V212L119 211L120 212L119 213L120 214V217L115 222L116 224L114 223V226L115 227H113V225L112 226L110 225V220L109 219H105L107 217L104 218V216H102L101 214H98V213L99 212L100 213H103L106 216L105 209L104 208H106V210H107V208H108L107 206H109V205H107V202H109V201L111 202L110 196L108 198L109 200L107 199L108 195L111 194L109 192L110 191L109 189H111L112 191L114 190L113 185L115 183H117V181L115 180V183H114L113 179H117L118 180ZM126 177H129V178H126ZM161 177L163 179H161ZM196 177L197 178L199 177L198 178V181L196 179H194ZM70 178L71 179L73 178V179L70 180ZM135 178L139 182L137 180H136V182H133V181H135ZM75 179H76V181H75ZM123 179L125 180V182L122 181ZM199 179H202V180L199 181ZM6 180H8V182ZM11 180H13V181H11ZM78 180H80V181H78ZM129 180L130 181L133 180V181L130 183ZM218 180H219V178H218ZM126 181L129 182V183H127ZM194 181H196V182H194ZM208 181H210V182H208ZM197 182H199V183H197ZM9 183H10L11 186H12V184L14 185L13 186L14 189L10 185H8ZM109 183H110V185H108ZM125 183L126 184H130V185H127L126 186ZM134 183L135 184L137 183L136 186L138 188H136L135 185H132ZM175 183H176V185H175ZM231 183L233 185H235V186H233ZM57 184H59L58 185L59 187L57 186ZM68 184H69V186H68ZM167 185H168V187L170 186L169 188L172 187L171 185H175L176 187L174 186L170 190H168ZM204 185H205V187H203ZM133 186H135L134 189L132 188ZM108 187H109V189H108ZM128 187H130V188H128ZM150 188H151V190H150ZM178 188H179V190L181 189L180 187H178ZM11 189H13V190H11ZM54 189H56V190H54ZM130 189H131V192L133 190H135V193L137 191L138 192L136 194L130 193ZM144 189H147V190L145 191ZM224 189H227V190H224ZM3 190H5V191H3ZM6 190H8V191H6ZM102 190H103V192H101ZM127 190H128V192H127ZM143 190H144L145 193H141V192H143ZM139 191H141V192H139ZM239 191H240V194H239ZM3 192H5V194L7 192L6 196H5V194H3ZM69 192L70 193L72 192V194H71L72 197L68 199V197H70V195H69L70 193ZM147 192H149L150 194L148 193V195H147L146 194ZM46 193H48V194H46ZM81 193H82V195H81ZM139 193H141V194H139ZM241 193H243V194H241ZM44 194L47 196V202H50V201H54L55 202V199H56V202H57L56 203L57 205H55V203L53 202L54 203L53 205H55V207H56L55 208L56 211H54V208H53L54 206L52 205V202L47 204L48 209L45 208V211H44L46 214L43 212V214L45 216L47 215V217H45L44 215H42V209H41V207L39 205V202H40L39 200L40 199L42 200V198L45 196ZM53 194H56V196L59 197V200L60 201L57 200L58 198L55 197V195H53ZM84 194H85V196H84ZM101 194L103 195L102 197H103V199L105 201V204H104V201H102V199H100L101 198L100 197ZM176 194H178V195H176ZM9 195L10 196L13 195V197H15V198H16V195H18V197H17L16 200L15 199L13 200L12 197H10ZM87 195H88V193H87ZM121 195L124 196V197H122ZM166 196H168V197H166ZM192 196H193V198H192ZM4 197L6 199L9 197L10 199L9 198L8 199H9L10 202L8 201V199L6 200ZM141 197H143V198H141ZM130 198H131V200H130ZM176 198H178V199H176ZM242 198H243V201L241 202ZM4 199L6 201H8L9 203H11V201L13 200L12 203H11L12 204L11 206L12 207L14 206L13 207L14 209H12V207L10 206V204L8 202H7V204H5L6 201ZM138 199H139V201L141 203H142V201H144V200L145 201L141 204L140 202H138ZM4 201H5V203H4ZM153 201H154V203H158V205L155 204L156 205L155 206L154 203H153ZM160 201H162V202H160ZM14 202H15V205L13 204ZM170 202L171 203L175 202L172 205L177 208V210L174 211V215H172L173 216V219H174L173 221H171V219H170L171 218L170 217V214L171 213L169 212L170 210L169 211L167 210L168 207L171 205ZM181 202H183V203H181ZM3 203H4V205H3ZM58 203H60V204H58ZM102 203L104 204V207L102 206ZM168 203L170 205H168ZM180 203H181V205H180ZM239 203H241V204H239ZM8 204L11 207L10 209H8L9 207L8 208L5 207ZM61 204H62V207H61ZM134 204L137 207L139 205V207H138L139 209L135 206L134 210L133 209L131 210L130 207H131V205L133 207ZM140 204L142 205V207H141ZM18 205H19V208H17ZM100 205H101V207H100ZM111 205L112 204H110V206ZM151 205L153 206V209L152 208H149V207H151ZM49 206H50V208L52 207L50 210H49ZM124 206H127V207H124ZM57 207H60V208H57ZM89 207L90 208H92V207L95 208L96 207L95 208V211H94V208L90 209ZM175 207H173V208L176 209ZM242 207H244L245 209L242 208ZM99 208H101V209L103 208L102 209L103 212L99 211L100 210ZM127 208H128V210H127ZM189 208H190V210H189ZM62 209H64L65 211H62ZM66 209H68V210H66ZM89 209H90V211L94 212V214H92V212H88ZM145 209H146L147 212L144 211ZM151 209H152V211H150ZM139 210H140V212H139ZM148 210L151 213H149ZM96 211H98V212H96ZM6 212H7V214H6ZM8 212L10 213V215H8ZM13 212H15V213H13ZM141 212L142 213L145 212V213H149V214H148V216L145 213L144 214H141L142 216L138 215V213L140 214ZM183 212H185V213H183ZM52 213L55 214V215L53 214L54 215V218H53ZM56 213H58L62 217H60ZM89 213H90V215H89ZM122 213H123V215H122ZM128 213H130V216L129 217H128V215H129ZM4 215L6 217H3ZM56 215H58V216H56ZM93 215H94V217L92 218ZM98 215H101V216L98 217ZM136 215L138 217H136ZM150 215L152 217H150ZM90 216H91V218L89 220L88 217H90ZM95 216H96V218H95ZM134 216L137 219H135ZM43 217L46 218V219L44 220ZM97 217L98 218H103V221H101L102 219H100V220L98 219V221H100L101 223L98 222L97 221ZM242 217H244V219ZM8 218L9 219L11 218L12 222H13V219H14V222L13 223L10 222L11 220L9 221ZM94 218L96 220H94ZM148 218H149V220H148ZM61 219H62V221H61ZM47 220H48V222L50 224L47 222ZM78 220H79V218H78ZM132 220H134V222ZM51 221H52V223H51ZM131 221L133 222V224H132ZM242 221H244V224H242L243 223ZM171 222L173 223V225H172ZM6 223H8V225ZM9 223H11L12 224V227H15L16 229L15 228H11V224L9 225ZM130 223L132 225H130ZM190 223L192 224V226H191ZM239 223L242 224L241 226L243 228L240 226ZM252 223H254V224H252ZM61 224H63L65 227L64 226H61ZM92 224H93V226H92ZM5 225H7L9 228L7 227V229H6ZM59 225H60V228H59ZM244 225H246L245 226L246 228H244ZM97 226L100 228V230H99V228ZM108 226H111L113 228L110 229ZM136 226H138V227H136ZM103 227L104 228L107 227L108 229L107 228L104 229ZM102 228L104 229V231H103ZM8 229H9V231H8ZM14 229L16 230L17 233L14 231ZM54 229H56V230H54ZM238 229L241 230V231L243 230L245 232L244 235H243L242 234L243 231H242V233L240 231V233L243 236V237L241 236L242 238L240 237V235H239V237L237 235V233L239 234ZM93 230H94V232H93ZM3 231H5V232H3ZM10 231H11V233L13 231V233L12 234H9ZM6 232L8 234H6ZM14 232L16 234H18V235H16ZM101 232H102L103 235L100 234ZM86 234H88L87 235L88 237L86 236ZM95 234H97V235H99V237H101L100 240L98 239L97 236H95ZM113 234H115L114 235L115 238L113 237ZM92 235H94V236H92ZM100 235H102V236H100ZM15 236L17 237V239H16ZM166 236L169 237V238L167 237L168 240L166 239ZM18 237L21 238L22 240L21 239L19 240ZM105 237H106V239H105ZM12 239H14V240H12ZM97 239L100 241L99 243L98 242L96 243V241H98ZM101 239H102V242H101ZM122 240H123V242H122ZM18 241H20V242H18ZM77 241H78V243H77ZM24 242H26V244ZM22 243H23V245H22ZM77 244H78V246H76ZM121 244H123V245H121ZM15 245H16V247L20 245L19 246L20 248L18 250V247L17 248L15 247V251H14L15 254H14V253H12L13 250H11V249ZM93 245H94L95 248L93 247ZM117 245H119L121 247L120 248H117V247H119ZM144 245L147 246L148 248L146 249V247ZM232 246H233V248L231 249ZM97 247H98V250H97V253H96ZM57 248H58V246H57ZM77 248H80V249H77ZM107 248H109V249H107ZM111 248L113 250H111ZM226 248H227V250H226ZM228 248H229V250H228ZM119 249H120V251H119ZM224 250H226V251H224ZM93 251H95L96 254H94ZM21 252H23V253H21ZM135 252H137V253H135ZM109 253H112V254H109ZM148 253L150 255H148ZM91 254L92 255L94 254V255L91 256ZM99 254H101V256H99ZM124 254H125V256H122ZM95 255H97V258H95ZM134 255L137 256V258ZM18 256L19 257L21 256V257L19 258ZM107 256H108L109 259H107ZM109 256H111V257H109ZM130 256L131 257L134 256L135 258L134 257L131 258ZM99 257H100V259H99ZM125 257L127 259H125ZM6 258L1 259L0 260V264H2V263L3 264H6L7 262H10V261H6ZM45 259H47L48 261H46ZM91 259H93V260H91ZM14 261H15V263H14ZM65 261H66V263H65ZM12 262H10L9 264H12Z\"/></svg>",
  "mask_w": 264,
  "mask_h": 264
}]
</instances>
